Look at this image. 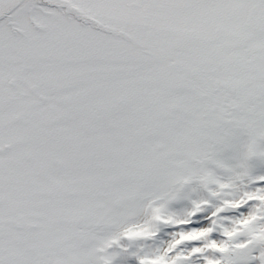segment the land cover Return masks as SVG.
<instances>
[{"label":"snow or ice","instance_id":"1","mask_svg":"<svg viewBox=\"0 0 264 264\" xmlns=\"http://www.w3.org/2000/svg\"><path fill=\"white\" fill-rule=\"evenodd\" d=\"M0 264H264V0H0Z\"/></svg>","mask_w":264,"mask_h":264}]
</instances>
